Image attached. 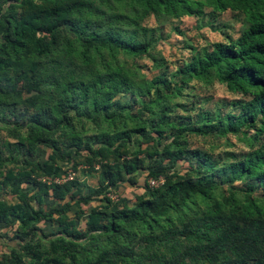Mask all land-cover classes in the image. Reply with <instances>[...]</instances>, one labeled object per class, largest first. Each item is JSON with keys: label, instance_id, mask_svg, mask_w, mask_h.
<instances>
[{"label": "trees", "instance_id": "trees-1", "mask_svg": "<svg viewBox=\"0 0 264 264\" xmlns=\"http://www.w3.org/2000/svg\"><path fill=\"white\" fill-rule=\"evenodd\" d=\"M227 11L170 70L165 27ZM0 264H264V0H0Z\"/></svg>", "mask_w": 264, "mask_h": 264}, {"label": "rangeland", "instance_id": "rangeland-1", "mask_svg": "<svg viewBox=\"0 0 264 264\" xmlns=\"http://www.w3.org/2000/svg\"><path fill=\"white\" fill-rule=\"evenodd\" d=\"M209 12V10H205ZM240 17L234 12L227 11L218 16V19L211 23L210 19L206 17L203 22L199 20L188 17L184 18L179 22H174L169 24L163 30V36L165 39L161 41L155 48L156 51L163 57L168 64L170 70H173L181 60L188 58L189 55V46H203L206 43L220 42L223 41L224 37L221 35V32H227L233 37H237V32L240 29ZM178 29L182 35L175 31ZM219 29V30H218ZM141 66H151L150 62L147 60L140 61ZM141 72L145 74L148 78H152L154 75H157V71L148 72L144 68L141 69ZM198 98H200V105L204 109H213V105L219 100L229 101L233 96L226 90L223 85L214 84L208 88H198L197 90L192 91ZM232 142L236 143V140L232 138ZM82 166L79 167L77 173H72V176H76L83 180L86 177L87 184L89 187L96 188L98 185L97 174L87 173L84 174L82 171H88ZM144 178L139 179V185L142 186ZM123 189V187H121ZM126 191V190H125ZM128 191V190H127ZM129 198L134 197L135 191H128ZM133 200V199H132ZM57 229V227H54ZM47 230H50L48 226Z\"/></svg>", "mask_w": 264, "mask_h": 264}, {"label": "built area", "instance_id": "built-area-1", "mask_svg": "<svg viewBox=\"0 0 264 264\" xmlns=\"http://www.w3.org/2000/svg\"><path fill=\"white\" fill-rule=\"evenodd\" d=\"M72 178H73L72 174H69L68 179H72ZM56 182L57 183H61V181H56ZM148 182H149L150 188H153L154 189V188H157V187L163 185L164 179L162 177H160L157 180H149ZM107 197L110 198L112 201H115V202L118 199L117 195L116 194H113V193L108 194Z\"/></svg>", "mask_w": 264, "mask_h": 264}]
</instances>
